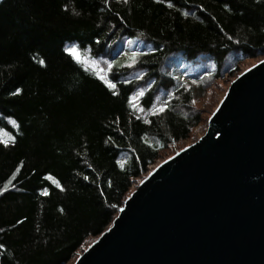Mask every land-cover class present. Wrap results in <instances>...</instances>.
Wrapping results in <instances>:
<instances>
[{
    "label": "trees",
    "instance_id": "obj_1",
    "mask_svg": "<svg viewBox=\"0 0 264 264\" xmlns=\"http://www.w3.org/2000/svg\"><path fill=\"white\" fill-rule=\"evenodd\" d=\"M262 55L264 0H0V264L71 263Z\"/></svg>",
    "mask_w": 264,
    "mask_h": 264
},
{
    "label": "water",
    "instance_id": "obj_2",
    "mask_svg": "<svg viewBox=\"0 0 264 264\" xmlns=\"http://www.w3.org/2000/svg\"><path fill=\"white\" fill-rule=\"evenodd\" d=\"M73 264H264V60Z\"/></svg>",
    "mask_w": 264,
    "mask_h": 264
},
{
    "label": "rangeland",
    "instance_id": "obj_3",
    "mask_svg": "<svg viewBox=\"0 0 264 264\" xmlns=\"http://www.w3.org/2000/svg\"><path fill=\"white\" fill-rule=\"evenodd\" d=\"M264 60V55L255 58V59H248L244 60L239 64V71L237 72L236 75L231 77L230 75L225 74L221 79L215 81L212 83V86L209 88L205 89L203 93L197 95V100L195 102V108L201 112L202 118L204 122L198 126L196 129L193 130L190 138L187 141H184L183 143H180L177 146L178 151H181L192 144L196 143L206 132L207 126L209 119L219 106L220 102L222 101L223 97L229 90L232 82H234L239 76H241L243 73L254 67L256 64ZM200 62V61H198ZM205 65H201V67H204ZM207 120V121H206ZM176 151H166L162 153V158L158 160L153 166L150 167L149 172L145 175L146 177L155 169L157 168L160 164L164 163L168 159L171 158V155L174 156ZM144 179H138L132 186L131 190L129 191L128 196L132 192H134L137 188V186L143 181ZM97 238L93 239L92 242H94ZM90 246V243L86 244L85 247L77 254V257L80 256L88 247ZM75 259L69 263L73 264L75 262Z\"/></svg>",
    "mask_w": 264,
    "mask_h": 264
},
{
    "label": "snow or ice",
    "instance_id": "obj_4",
    "mask_svg": "<svg viewBox=\"0 0 264 264\" xmlns=\"http://www.w3.org/2000/svg\"><path fill=\"white\" fill-rule=\"evenodd\" d=\"M154 2L160 3L161 0H154ZM104 3H105V5H107L108 0H104ZM125 3H127V0H125ZM167 6L169 8H171L173 5L171 3H168ZM224 7H225V9H228V5L227 4ZM184 15L187 16V13H184ZM229 39H231V37H229ZM65 52H66V55H68L69 57H73L74 58L75 63H77V64L82 63L81 57H80V53H79V51L76 48H68V49L65 50ZM39 64H40L41 67H44V68L47 67V65H46V63H45V61L43 59H41L39 61ZM108 67L111 68L112 65L109 64ZM129 67H131V65H129ZM97 79H99L102 83H104L105 87L107 89H109V90L115 89L117 87V84L112 79H106L104 76H98ZM21 91H22V89L20 87H17L12 93H10V95H19L21 93ZM111 94L113 96L117 95V93L114 92V91ZM164 108H165V106H161L159 111L163 112ZM4 146L6 147L7 145H4ZM83 179L85 181H87L89 179V177L88 176H84ZM56 186L60 189V191L64 190L63 187L60 186L59 184H57ZM5 191H7V189H5ZM44 194L47 195L48 193L45 192ZM0 195H3V192H0ZM20 222L21 221H17V223H20ZM0 247H3V246L0 245Z\"/></svg>",
    "mask_w": 264,
    "mask_h": 264
}]
</instances>
